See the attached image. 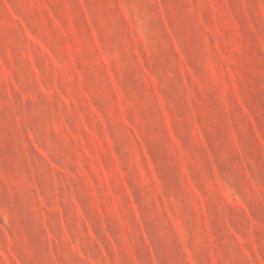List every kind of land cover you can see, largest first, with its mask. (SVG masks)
<instances>
[{
  "label": "rangeland",
  "instance_id": "374dc122",
  "mask_svg": "<svg viewBox=\"0 0 264 264\" xmlns=\"http://www.w3.org/2000/svg\"><path fill=\"white\" fill-rule=\"evenodd\" d=\"M0 264H264V0H0Z\"/></svg>",
  "mask_w": 264,
  "mask_h": 264
}]
</instances>
